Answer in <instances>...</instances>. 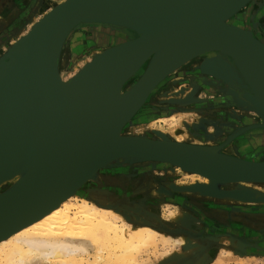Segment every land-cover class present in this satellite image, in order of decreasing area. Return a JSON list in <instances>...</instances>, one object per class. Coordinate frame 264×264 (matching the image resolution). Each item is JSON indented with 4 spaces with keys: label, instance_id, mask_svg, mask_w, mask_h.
I'll list each match as a JSON object with an SVG mask.
<instances>
[{
    "label": "bare ground",
    "instance_id": "1",
    "mask_svg": "<svg viewBox=\"0 0 264 264\" xmlns=\"http://www.w3.org/2000/svg\"><path fill=\"white\" fill-rule=\"evenodd\" d=\"M190 1L203 8L207 21L223 23L222 19L219 22L212 21L210 8L213 0ZM261 1L263 0H249L229 16L225 23L248 34L264 47L263 31H260L264 27V11L259 4ZM6 2L0 3V60L6 56L11 46L29 35L33 27L43 19L46 21L56 11L73 3L72 0H60L54 7H49V0H19L18 9H2L4 7L1 4L5 6ZM40 12L44 13L41 17ZM26 28L29 29L27 33ZM137 38V30L117 25H77L65 38L57 59L56 68L61 83L72 85L75 94L79 96L87 73L82 74L78 80L73 79L107 51L120 48ZM87 53L90 58L85 64L78 62L67 80L64 76L65 59L70 58V64L74 65L81 54ZM253 59L257 61L259 58L253 55ZM36 61L37 65L25 70L20 83L2 102L0 124L13 141L33 143L44 131L48 108L43 90L47 92V87L37 58ZM240 62L242 63V59L228 45L213 37L165 35L147 46L119 53L110 64L101 68L93 76L86 95L87 122L109 123L108 138L113 141L129 138L173 146L184 158L211 174L148 151L110 155L55 208L1 238L0 264H142L145 256L158 255L162 247L167 253L158 255L160 260L171 255L185 239L183 236L180 239L170 238L156 230L157 227L154 228V224L163 226L166 221H148V216L144 215L137 219L138 215L135 216L126 204L120 205L127 212L123 216L119 210L111 208L109 201L103 196L109 191L106 186L120 187L125 178L136 176L122 172L128 161H138L128 163L129 167L147 166L152 170L163 169L165 173L190 176L194 181L191 185L170 182L166 188H158L160 195L168 194L173 197V205L181 203L182 194L198 195L238 206L264 205V192L257 189V186L264 185V178L228 180L247 172L249 165L264 166V135L259 138L263 141L250 138L245 140L242 136L251 125L248 124L249 118H258L242 110V107L245 110L250 105L244 98L249 93V85L237 65ZM165 67L167 71L164 73L162 69ZM208 68L225 75L230 83L217 79L214 73H207ZM250 72L252 81L255 78L264 83V71L252 66ZM159 73H162L161 77L147 94L133 102L127 101V96L133 90L153 74L156 76ZM197 73L199 77L196 76ZM211 90H215L216 94L213 95ZM218 91L226 96L219 97ZM202 92L211 93L213 100L204 103L201 96L199 100L198 94ZM235 95H240L239 99ZM223 100L229 106L237 107V113L242 114L240 117H246L243 128L231 123L223 125L219 118L206 116L208 109L225 110L223 107L218 108ZM196 108L205 118L195 120L189 116V120L186 119L188 115H196ZM263 119L264 117H260L258 121ZM143 125L146 126L141 128L144 133L134 131L137 126ZM151 127L155 128L150 129ZM45 161L46 158L38 153L24 155L9 163L1 160L0 201L22 195L31 189L39 179ZM184 214V211L178 217L174 214V221L183 223ZM152 217L158 218L155 215ZM208 225L210 233L218 230L213 224Z\"/></svg>",
    "mask_w": 264,
    "mask_h": 264
},
{
    "label": "water",
    "instance_id": "2",
    "mask_svg": "<svg viewBox=\"0 0 264 264\" xmlns=\"http://www.w3.org/2000/svg\"><path fill=\"white\" fill-rule=\"evenodd\" d=\"M72 1L73 3L33 27L30 34L11 46L6 56L0 60V112L3 111L1 106L4 98L20 83L25 70L37 65L36 58L47 87L48 94L44 90L43 93L49 109L43 134L33 143L13 141L0 124V161L9 163L24 155L32 156L37 153L46 158L42 173L31 189L22 195L0 201V239L55 208L110 155L148 151L211 174L184 158L173 146L141 139L113 141L108 138L109 123H90L85 120L88 117L85 99L93 76L123 51L147 46L165 35H206L218 39L242 59V63L237 65L249 85V93L244 98L252 108L264 112V83L255 78L252 81L250 72L252 66L264 71V47L248 34L225 23L229 16L249 0H213L210 8L212 21L219 22L222 19L223 23L207 21L203 8L190 0ZM79 24H108L135 29L138 31V38L120 48L107 51L76 76L73 81L87 73L77 96L72 85L61 83L56 64L65 38ZM253 55L259 59L254 60ZM166 69L165 67L162 71L165 73ZM206 72L214 73L223 82L229 81L225 75L214 72V69L208 68ZM161 75L162 73L156 76L153 74L147 78L127 96V101L133 102L147 94ZM235 96L238 98L240 95ZM258 128L264 129V125H258ZM136 162L138 161L127 163ZM248 167L247 172L228 180L264 178V166Z\"/></svg>",
    "mask_w": 264,
    "mask_h": 264
},
{
    "label": "rangeland",
    "instance_id": "3",
    "mask_svg": "<svg viewBox=\"0 0 264 264\" xmlns=\"http://www.w3.org/2000/svg\"><path fill=\"white\" fill-rule=\"evenodd\" d=\"M3 1H9L12 3V5L16 4L17 2V0H3ZM59 2L60 0H49V4H50L49 7L52 5L54 7ZM259 4L261 5L262 10L264 11V0L261 1ZM10 7L11 5H9V9ZM43 12L42 13L40 12V17L41 15L44 14ZM263 16H264V12H263ZM28 31L29 29L26 28L25 32L27 33ZM260 31H263V36H264V27L260 28ZM13 39H15V37H13ZM124 42L125 41L123 40L122 43ZM89 58H90L89 53L81 54L79 56L78 61L73 65L70 64V58L67 57L65 59V67H64V76L66 77V79L69 80L70 75L73 74L74 72L73 71L74 66L78 62L85 64ZM196 76L199 77L198 73ZM203 88H205V86ZM217 89H222V88L217 87ZM211 91L213 95L216 94L215 90H211ZM210 94L204 92L199 93L198 94L199 100L201 96L202 98L201 100H203L204 103L212 101L213 95ZM217 95L219 97H221L220 95L226 96L225 94L222 93V91H218ZM219 107H223L226 109L225 110L224 109L219 110L217 108L208 109V111L206 112V116L207 117L211 116L212 118L215 117L219 118L221 120L220 123H222L223 125L227 123H231L234 126L240 128H243L246 125L247 119L246 117H240L242 114L237 113V107L233 105L229 106L225 101L220 102L218 108ZM242 110L245 113H248L252 116H256L258 118V119L254 117L249 118L250 123L248 121V124L251 125H249L246 128L242 136L246 138L245 140L250 138V139H258L263 141L262 139L259 138L262 135H264L263 132L264 129L258 128V124L264 125L263 123L264 119L262 121H258V120L260 117H264V114L261 113L259 110L252 108L251 106L246 107L245 110L242 107ZM234 113L237 116L234 115ZM162 116H159V118ZM189 116H192L193 118H195V120H197L200 117H204L203 115H201V113L197 108H196V115H188L186 119L189 120L190 118ZM152 120L153 119H151V122ZM144 127L146 126L144 125L142 127L137 126L134 131L139 134H142L144 132L142 131L141 128ZM152 128L155 127H151L150 129ZM150 129L148 128V130ZM129 166L130 165L127 163L125 165L126 170L124 169L125 171L122 170V172L125 174L132 173L136 176L133 178H125L122 184L120 185V187H117L115 185L113 188L110 186H106V189L109 191H106L105 192L106 195L104 194L103 196L107 202L109 201L108 205L109 206L111 205V208H115L119 210L121 214L123 213L122 214L123 216L127 215V212L122 210L125 208L120 207V205L123 206L124 204H126L129 206L130 211H133L132 213H134L135 216L138 215L136 216L137 219H140V217L142 218L144 215V216H148L149 218L148 221H154L153 219H155V221H159L161 219V223L166 221L167 223L165 222L163 226L154 224V228L157 227L155 228L156 230L160 231L162 234L165 233L164 235L170 238L180 239V237L183 236V239H185V242L181 244L177 249H175L171 255L165 257L166 259L164 258L163 260L162 259L160 260V256H158L167 253V250H165V248L162 247L159 249L158 255L154 256L152 254L149 257L145 256L144 262L142 264H264V210H258L260 208H264V207H260L264 205L246 204L245 206L241 205L243 207L242 208L237 204H233V203L229 204L226 202L220 203L218 201L215 200L213 201L211 199H207L193 194H191L190 196L189 194L188 195L182 194L181 203L179 205H173L174 202L171 201L173 197L168 194L160 195V193L157 191L158 188H160V186H164V188H166V186L170 182H174L176 184L185 185V186L191 185L194 183V181H192V178L190 176H187L183 173L181 174L178 173L176 175L165 173L163 169L152 170L150 167L147 166H141V167H129ZM145 179H147L146 182L144 181ZM257 189L260 192H264V185L257 186ZM108 192H110L111 194ZM112 198L116 200L114 201ZM184 201L187 203L182 204V202ZM182 211H184L185 213L183 216L185 217L184 222L178 223L174 221V214L177 217L181 216ZM153 215L157 216L158 218H153L152 217ZM208 223L213 224V226L217 227L218 230L215 233L213 232L210 233ZM174 224L176 226H174ZM158 226L160 227L158 228ZM181 233L183 234L180 235ZM40 264H49V263L44 262Z\"/></svg>",
    "mask_w": 264,
    "mask_h": 264
},
{
    "label": "flooded vegetation",
    "instance_id": "4",
    "mask_svg": "<svg viewBox=\"0 0 264 264\" xmlns=\"http://www.w3.org/2000/svg\"><path fill=\"white\" fill-rule=\"evenodd\" d=\"M9 3H10L9 5H11V6L13 7V8L11 7L12 10H16V9H18V8L20 7L18 0H17L16 4H14V5H12L11 2H9ZM14 7H15L16 9H15Z\"/></svg>",
    "mask_w": 264,
    "mask_h": 264
},
{
    "label": "crops",
    "instance_id": "5",
    "mask_svg": "<svg viewBox=\"0 0 264 264\" xmlns=\"http://www.w3.org/2000/svg\"><path fill=\"white\" fill-rule=\"evenodd\" d=\"M2 1H3V0H0V3H1ZM18 1H19V0H18ZM7 4H10L9 1L6 2L5 6L2 5V4H1V6H3L4 8H6V6H7L6 9H9V5H7ZM11 7H12V6H11ZM11 7H10V10H12V8H13V7H12V8H11ZM4 8H3V9H4Z\"/></svg>",
    "mask_w": 264,
    "mask_h": 264
}]
</instances>
